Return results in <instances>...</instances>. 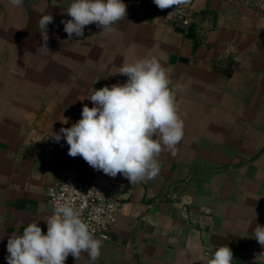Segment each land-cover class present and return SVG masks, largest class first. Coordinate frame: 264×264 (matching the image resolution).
Here are the masks:
<instances>
[{
  "label": "crops",
  "instance_id": "1",
  "mask_svg": "<svg viewBox=\"0 0 264 264\" xmlns=\"http://www.w3.org/2000/svg\"><path fill=\"white\" fill-rule=\"evenodd\" d=\"M71 2L24 0L17 8L0 0V264L12 234L34 221L46 234L47 190L63 171L95 172L53 132L93 106L95 89L127 81L118 73L125 59L145 56L183 88L184 136L175 157H158L154 179L116 199L117 220L96 264H209L222 245L232 264H264V246L251 238L264 226V0H189L186 28L148 0H123L127 15L115 32L92 24L84 38L68 40L61 20L71 19ZM49 13L54 54L39 50L37 22ZM125 181L101 172L97 190L112 196ZM65 264L90 260L69 255Z\"/></svg>",
  "mask_w": 264,
  "mask_h": 264
},
{
  "label": "clouds",
  "instance_id": "2",
  "mask_svg": "<svg viewBox=\"0 0 264 264\" xmlns=\"http://www.w3.org/2000/svg\"><path fill=\"white\" fill-rule=\"evenodd\" d=\"M24 0H9L13 7H22ZM160 10L189 3V0H153ZM57 5V4H54ZM59 6V5H58ZM68 20H61L68 40L84 38V30L95 24L109 33L127 15L123 0H72L67 10ZM53 16L43 14L37 22L42 45L39 50L50 54L48 25ZM59 39V37H57ZM54 54V53H51ZM126 76L123 84L95 89L82 108L81 118L71 127H62L51 138H62L70 157H81L94 170L115 177L122 174L131 184L154 179L160 172L158 157L168 152L178 154L184 136V120L177 101L181 85H173L169 71L155 56H145L119 67ZM62 123H68L64 118ZM93 219H98L93 217ZM44 222L46 234L37 221L29 223L22 235L12 234L7 241V264H65L69 255L79 260L87 253L90 264H96L101 254L102 239L96 238L89 222L81 218L70 203L57 201L52 214ZM254 238L264 246V226L256 224ZM264 255V254H262ZM233 252L227 245L216 248L209 264H232Z\"/></svg>",
  "mask_w": 264,
  "mask_h": 264
},
{
  "label": "built area",
  "instance_id": "3",
  "mask_svg": "<svg viewBox=\"0 0 264 264\" xmlns=\"http://www.w3.org/2000/svg\"><path fill=\"white\" fill-rule=\"evenodd\" d=\"M148 3L158 9L153 0H148ZM161 11L167 21L183 28L193 21L187 4ZM101 172L95 170L91 174H80L75 170L63 171L48 188L47 200L51 206V214L57 201L70 203L79 211L81 218L90 223L95 236L107 238L117 220L118 198L103 195L97 190V176Z\"/></svg>",
  "mask_w": 264,
  "mask_h": 264
},
{
  "label": "water",
  "instance_id": "4",
  "mask_svg": "<svg viewBox=\"0 0 264 264\" xmlns=\"http://www.w3.org/2000/svg\"><path fill=\"white\" fill-rule=\"evenodd\" d=\"M131 186V183L128 181L116 184L114 187H111L112 196L122 200L128 199L131 194Z\"/></svg>",
  "mask_w": 264,
  "mask_h": 264
}]
</instances>
